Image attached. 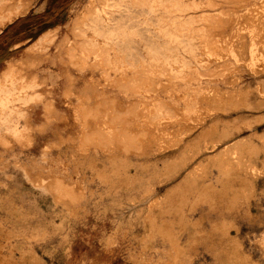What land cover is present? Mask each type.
Masks as SVG:
<instances>
[{"label":"rangeland","instance_id":"374dc122","mask_svg":"<svg viewBox=\"0 0 264 264\" xmlns=\"http://www.w3.org/2000/svg\"><path fill=\"white\" fill-rule=\"evenodd\" d=\"M20 1L0 74L57 77L17 137L0 102V264H264V1L72 0L38 25L55 0H0L1 23Z\"/></svg>","mask_w":264,"mask_h":264},{"label":"bare ground","instance_id":"6f19581e","mask_svg":"<svg viewBox=\"0 0 264 264\" xmlns=\"http://www.w3.org/2000/svg\"><path fill=\"white\" fill-rule=\"evenodd\" d=\"M106 1V0H105ZM105 1L102 0V2L104 3ZM122 1V0H121ZM124 1V0H123ZM134 1V0H133ZM140 1V0H139ZM144 1V0H143ZM264 1V0H263ZM110 2V1H109ZM152 2V1H151ZM25 3V2H24ZM101 3V2H99ZM124 3V2H123ZM133 3V2H132ZM148 3V2H147ZM17 4L15 7H13L9 14L5 17V21L3 20V23H1V20H0V25H1V29H0V32L2 31V29L7 25L9 24L10 22L14 21L17 17L21 16V15H24L26 14L27 12V8H23L22 5H21V1L18 2V3H15ZM105 4V3H104ZM103 4V5H104ZM263 4V3H262ZM8 4H6L7 6ZM27 5V4H26ZM109 4H107L108 6ZM128 5V4H127ZM146 5V4H145ZM12 6V5H11ZM28 6V5H27ZM26 6V7H27ZM30 6V4H29ZM94 6V10L92 11V13L88 14V15H85L84 17H82L81 20H77L74 22V29L78 31V34L80 35V38L82 37V35H85V31L87 29V27H90V26H98L102 20V16H101V8L100 6L98 7L96 4L93 5ZM117 6V4H116ZM130 6V5H129ZM154 6V5H153ZM25 7V5H24ZM145 7V6H144ZM105 8V6L103 7ZM2 10V9H1ZM105 11V9H103ZM4 11V10H3ZM154 11V10H153ZM107 12V10H106ZM112 12V11H111ZM115 12V11H114ZM259 13L258 14L260 16V18L258 16H256L255 20H258V23H264V20H262V18H264V5L261 7H259ZM7 14V13H6ZM4 17V16H3ZM107 17V16H106ZM137 19V18H136ZM221 20V19H220ZM254 20V21H255ZM107 21V20H106ZM68 24V23H67ZM66 24V25H67ZM128 25V23H126ZM124 25V24H122ZM125 25V26H127ZM91 31V30H90ZM97 31V30H96ZM99 31V30H98ZM106 31V30H105ZM252 31V30H251ZM72 32V30H71ZM76 32V31H75ZM88 32V31H87ZM111 32V31H110ZM131 32V31H130ZM74 34V33H72ZM76 34V33H75ZM107 34V33H106ZM105 34V35H106ZM56 35V32L55 33H52V30H47L45 31L44 33H42L34 42H33V45L31 47H34L35 46V50H36V47L37 50H39V47L41 48L43 45H45L44 43H47L49 42V44L51 43L50 41L53 40L54 37ZM92 35V34H91ZM253 35V33H252ZM75 36V35H73ZM88 36V35H87ZM90 36V35H89ZM256 36V35H255ZM77 37V36H76ZM75 37V39H76ZM110 37V35H109ZM234 37V36H233ZM259 37V36H258ZM261 37V36H260ZM79 38V37H78ZM87 38V37H85ZM90 38V37H89ZM94 38V37H93ZM108 38V37H107ZM83 39V38H82ZM91 39V38H90ZM95 39H97L95 37ZM94 39V41H95ZM101 39V38H100ZM103 39V38H102ZM256 39V38H255ZM55 40V39H54ZM105 40V38H104ZM235 40V39H233ZM253 40V38H252ZM258 41V39H256ZM261 40V39H260ZM264 40V39H263ZM75 41V40H74ZM73 41V42H74ZM230 41V40H229ZM78 42V41H77ZM77 42L75 43L77 45ZM82 42V41H81ZM238 42V41H237ZM254 42V41H253ZM85 43V41L83 42ZM93 43V42H91ZM97 43V41H96ZM104 43V42H103ZM106 43V42H105ZM236 43V42H235ZM35 44V45H34ZM64 44V43H63ZM72 44V43H71ZM79 44V43H78ZM90 44V43H89ZM65 45V44H64ZM83 46V44H80L79 46ZM87 45V44H86ZM98 45V44H97ZM199 45V44H198ZM67 46V44H66ZM78 46V47H79ZM90 46V45H89ZM100 46V45H99ZM256 46V45H255ZM30 47V46H28ZM47 47V46H45ZM49 47V46H48ZM72 47V46H70ZM69 47V49H71ZM233 47V46H232ZM258 47V46H257ZM43 48V47H42ZM68 49V47H65V49ZM75 49V47H72ZM113 48V46H112ZM231 48V47H230ZM252 48V47H250ZM72 49V50H74ZM78 49V48H77ZM83 49V48H82ZM111 49V48H110ZM114 49V48H113ZM254 49V48H253ZM252 49V50H253ZM257 49V48H255ZM30 51V48L28 49ZM34 50V52H35ZM81 50V49H80ZM95 50V49H94ZM239 49H237L238 51ZM259 50V48L257 49ZM33 51V50H32ZM40 51V50H39ZM42 51V50H41ZM236 51V50H235ZM234 51V52H235ZM251 51V50H250ZM43 52V51H42ZM67 52V51H66ZM71 52V50H70ZM232 52V51H231ZM240 52V51H239ZM257 52V51H256ZM255 52V53H256ZM40 53V52H39ZM237 53V52H236ZM253 54H255L253 51H252ZM251 53V54H252ZM34 54V53H33ZM75 52L72 51L71 54L69 55H74ZM233 54V53H232ZM238 54V53H237ZM236 54V55H237ZM77 55V54H76ZM75 55V56H76ZM256 55V54H255ZM254 55V56H255ZM253 56V57H254ZM81 57V56H79ZM29 58V57H28ZM34 58V56H33ZM32 59V58H31ZM33 60V59H32ZM38 60V59H37ZM22 61V60H21ZM33 62V61H32ZM39 62V61H38ZM37 62V63H38ZM21 63V62H20ZM26 64V63H25ZM34 65V64H33ZM37 64H35L36 66ZM19 66L18 64L14 63L12 60L11 61H7V64L6 66L3 68L1 74H0V102L2 103V105L4 106V109H3V113H2V117H1V123L3 124L6 132L10 133L13 137H17L19 135H21V130H20V127H19V118L20 116H23V114H20L19 111L16 110V107H18L17 103H20V104H24V105H29L34 103L35 101L37 102V99L40 97L41 94H39V92L37 91L38 88L41 87V85L43 84L42 82L46 81L47 83L46 84H49L51 83L52 84V89H54L56 87V84L54 82L55 78L57 77L56 75H54V72L53 70L51 69H44L42 68L41 71V74L39 73L40 76H34V78L32 77L31 79H27L26 76L23 75L22 73V70L20 69L19 70ZM26 66V65H25ZM24 67V66H23ZM34 67V66H33ZM98 67V66H97ZM31 68V67H30ZM44 73V74H43ZM31 74V73H30ZM47 75L46 78L47 80H43L41 81V78L42 76L41 75ZM31 76V75H30ZM68 80V79H67ZM72 81V80H71ZM17 90V92H16ZM51 93V92H50ZM48 94V93H47ZM51 96V95H50ZM43 99V98H42ZM40 100H41V97H40ZM259 101V100H258ZM263 98L259 101V102H263ZM257 103V106L258 104L260 105V103ZM54 105V104H53ZM47 106H48V103H47ZM35 107V106H34ZM19 108V107H18ZM21 108V107H20ZM32 108V107H31ZM1 124V125H2ZM2 129V128H1ZM5 133V131H4ZM3 133V135H4ZM156 143V141L154 142ZM158 143V142H157ZM161 143V142H160ZM159 144V143H158ZM157 144V146H158ZM155 145V144H154ZM227 162V159L226 157L222 156V159L220 161V163H225ZM182 164H186L183 163V160L181 161L180 165H179V162H175L173 164H166L167 166L166 167H169L170 169V172L172 175H175L177 174L180 169L182 167ZM224 166L226 167L227 165L224 164ZM116 167V166H115ZM117 168V167H116ZM171 175V176H172ZM170 176V177H171ZM133 180L129 179L127 181V183H130L132 182ZM224 192V193H223ZM226 192V189L224 188V191H222L221 193H213V195H211L213 197V199L216 198L217 199H220L224 196ZM170 198H173V193H170L168 196H167V199L171 200ZM172 201V200H171ZM183 215V214H182ZM180 217V216H179ZM213 230H218L219 232L223 231V228L221 226H216L213 228ZM216 232V231H215ZM211 236V235H210ZM213 237V236H212ZM223 247V246H222ZM223 249V248H222ZM220 249V250H222ZM225 250V249H223ZM222 253V251L220 252ZM225 253V251H224ZM226 257V256H225ZM229 258V257H228ZM227 258V259H228ZM233 258V257H232ZM228 260H231L230 258ZM227 260V261H228ZM230 262V261H229ZM235 262L232 261V264H234ZM236 264V263H235Z\"/></svg>","mask_w":264,"mask_h":264},{"label":"trees","instance_id":"16d2710c","mask_svg":"<svg viewBox=\"0 0 264 264\" xmlns=\"http://www.w3.org/2000/svg\"><path fill=\"white\" fill-rule=\"evenodd\" d=\"M72 2V0H55L54 4L52 5V7L47 10L45 13L43 14H40V15H37L35 17H44L43 20H41L38 25H42L44 24L45 22L48 21V19H45V17H50L52 14H57L58 12L64 10L70 3ZM33 16H25L21 19H19L16 23H19L21 21H24V20H28V19H31ZM16 23L12 24L8 30L12 27H14L16 25ZM8 30H6L3 34L0 35V39L2 38H5L7 36V32ZM18 36V35H17ZM17 36H9L8 39L5 41V46L3 44L2 47H0V50H3V49H8L11 47V45L14 43V39L15 37Z\"/></svg>","mask_w":264,"mask_h":264},{"label":"crops","instance_id":"0c3cea01","mask_svg":"<svg viewBox=\"0 0 264 264\" xmlns=\"http://www.w3.org/2000/svg\"><path fill=\"white\" fill-rule=\"evenodd\" d=\"M44 8H45V2L41 3V4L36 8V11H41V10H43ZM15 20H16V19H15ZM15 20H14V21H15ZM14 21H12V22H14ZM12 22H10V23H12ZM10 23H9V24H10ZM7 25H8V24H7ZM7 25H6V26H7ZM6 26H5V27H6ZM5 27H4V28H5ZM2 30H3V29H2ZM1 32H2V31H1ZM1 32H0V33H1Z\"/></svg>","mask_w":264,"mask_h":264}]
</instances>
